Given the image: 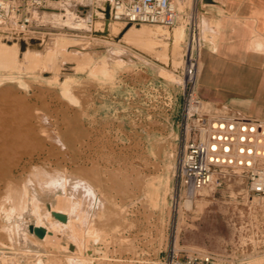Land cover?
Listing matches in <instances>:
<instances>
[{
    "label": "rangeland",
    "instance_id": "rangeland-1",
    "mask_svg": "<svg viewBox=\"0 0 264 264\" xmlns=\"http://www.w3.org/2000/svg\"><path fill=\"white\" fill-rule=\"evenodd\" d=\"M64 2L35 8L52 11L35 25L67 30V54L46 58L44 32L33 35V46L45 45L36 57L20 51L19 62L0 60V131L20 134L0 160V264H72L74 251L88 256L84 264H163L170 245L215 252L224 264L237 254L245 181L215 182L190 208L186 201L178 211L172 206L177 141L163 127L180 113L184 59L166 62L155 43L126 29L104 32L97 25L102 0H82L73 10ZM177 6L176 24L161 25L180 31L186 52L183 10L191 0ZM105 19L115 22L107 9ZM203 36L214 42L207 27ZM49 200L59 212L90 215L40 241L28 226L39 218L38 202ZM54 222L44 215L37 223ZM255 250L238 264H260Z\"/></svg>",
    "mask_w": 264,
    "mask_h": 264
},
{
    "label": "built area",
    "instance_id": "built-area-1",
    "mask_svg": "<svg viewBox=\"0 0 264 264\" xmlns=\"http://www.w3.org/2000/svg\"><path fill=\"white\" fill-rule=\"evenodd\" d=\"M58 1L67 0H0V23L27 31L32 24L31 7ZM105 1L112 7L114 19L170 26L177 22V0ZM197 2L193 1L194 7L186 25L188 34L180 82L182 93L172 206L178 211L182 202L201 196L205 187L215 182L221 186L241 177L245 181V192L237 205L246 211L238 210L241 220L238 217L237 254L224 259L234 262L246 253L260 250L264 241V119L226 116L206 108L198 92L203 39ZM255 197L257 201H254ZM220 259L215 252L195 250L186 253L176 245H170L162 263L214 264Z\"/></svg>",
    "mask_w": 264,
    "mask_h": 264
},
{
    "label": "crops",
    "instance_id": "crops-1",
    "mask_svg": "<svg viewBox=\"0 0 264 264\" xmlns=\"http://www.w3.org/2000/svg\"><path fill=\"white\" fill-rule=\"evenodd\" d=\"M193 1L183 12L190 14ZM197 13L203 39L198 92L206 108L226 116L264 119V0H198ZM205 27L214 42L204 38ZM178 119L179 114L163 127L175 141ZM252 257L264 264V241Z\"/></svg>",
    "mask_w": 264,
    "mask_h": 264
},
{
    "label": "bare ground",
    "instance_id": "bare-ground-1",
    "mask_svg": "<svg viewBox=\"0 0 264 264\" xmlns=\"http://www.w3.org/2000/svg\"><path fill=\"white\" fill-rule=\"evenodd\" d=\"M81 1L82 0H67L64 2V5L67 7L68 10H73V9H76L78 3H80ZM102 1L105 2L104 3L105 10L104 11H98L99 14L101 15L100 21L97 23V25L99 26L100 29H102L104 32H109L111 34L126 29L125 33L128 35L136 34L140 38H143V39L152 41V43H155L156 46L158 47L159 51L164 54V59L166 62L174 63L177 65L182 63V61L184 59V55H185V47H184V44L182 42L183 41L182 34L180 33L179 30H173V29H170L168 27L162 26L161 23H140L141 26H133L131 28H126V25L121 22L122 20L115 19V22L107 21L105 19L106 9L112 18V7L105 0H102ZM102 5H103V2H102ZM39 7H41V6H39ZM104 7H103V9H104ZM35 8H38V7H31L30 8L32 24L30 26V29L27 30V32L25 31L26 33H24V31H21L12 25L5 26V28H0V60L2 59L3 61L12 62V63L19 62L23 58V57H21V55L19 56V54H18L20 51H22V54L24 57L29 55V53H30V56L36 57V55H38L42 52V49H43V47H45V45H43V47L33 46V44H35V43H33V41L36 38L33 35H36V34L38 35L40 33L42 34L44 32H48L50 34V42L46 45H47V47H49V49L50 48L51 49H50L49 53H47L46 58L50 59V57L62 56L64 54L68 53L70 47L68 46V41L66 39L67 30H65L63 28V31L60 32V29L57 30V29H51L50 28L47 30H43L42 28H37L39 26L35 25V20L36 19L44 20L48 17H51L52 11L51 10H39V9H35ZM132 23H134V22H132ZM0 25H7V24L1 23ZM49 27H51V26L49 25ZM38 39L40 40V38H38ZM75 42H77V41H75ZM38 43H39V41H38ZM36 45H38V44L36 43ZM74 48H75V46H74ZM78 59H80V58H78ZM82 59H83V57H82ZM46 64H47V62H46ZM32 122H33V120H32ZM53 129H55V128H53ZM53 131H55V130H53ZM19 135L20 134H18V133L16 134V133H13V132L7 131V130L0 131V160H1V156L5 155V153H7L9 151V149L6 146H8V145L10 146L12 144V142L17 137H19ZM53 143H54V141H53ZM87 153H88V151H87ZM0 165H1V162H0ZM4 173H6V172H3V174ZM1 176H2V174L0 175V177ZM52 179L53 178L48 179L47 182L48 183H56L58 186H62L65 184L64 179L63 180H56V182H53ZM6 181H9V180H6ZM17 181L19 182V180H17ZM18 182H16V183H18ZM0 183H1V181H0ZM11 184L12 183L10 180V182H8V185H11ZM13 187H14V185H13ZM49 201L43 203V204H45V207H43L44 205L41 206L39 204L42 201L38 202V208H40V212L38 215L39 218L35 221V223H30L28 226V231L30 233H32L33 235H35L37 237V239L40 241L50 240L51 235L56 234L57 232L61 231L63 229L62 228L63 226H68V228L81 227L80 224L78 223V219L80 217L84 219L86 215H90L89 213H87L84 216H80L77 213H74L75 210H74V212H70V213L59 212L57 210L58 209V202L54 201V200H51L50 202ZM192 202H193V200H187L186 206L190 208L192 205ZM55 213L64 214L66 216V219L62 220V219L58 218L55 215ZM44 215H46V216L49 215V216L54 217L55 222L51 224V227L46 226L45 224H38L37 223L38 221L42 220ZM49 218H51V217H49ZM39 223H41V222H39ZM31 226L43 228L45 230L44 237H39L34 231H32L30 229ZM80 250H82V248ZM87 257L88 256H86L82 252L74 251V252H72L71 257H69V260L72 262V264H84L86 262Z\"/></svg>",
    "mask_w": 264,
    "mask_h": 264
},
{
    "label": "water",
    "instance_id": "water-1",
    "mask_svg": "<svg viewBox=\"0 0 264 264\" xmlns=\"http://www.w3.org/2000/svg\"><path fill=\"white\" fill-rule=\"evenodd\" d=\"M186 25H187V23H186ZM55 215L58 218L62 219V220L66 219V216L64 214H62V213H55ZM30 229L32 231H34L39 237H44V235H45V230L43 228H41V227H33V226H31Z\"/></svg>",
    "mask_w": 264,
    "mask_h": 264
}]
</instances>
